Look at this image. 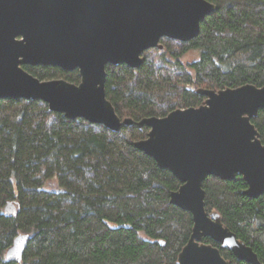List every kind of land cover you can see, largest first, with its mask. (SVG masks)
I'll return each instance as SVG.
<instances>
[{"label": "trees", "instance_id": "trees-1", "mask_svg": "<svg viewBox=\"0 0 264 264\" xmlns=\"http://www.w3.org/2000/svg\"><path fill=\"white\" fill-rule=\"evenodd\" d=\"M208 1L217 10L193 41L162 40L165 50L146 52L138 70L107 66L106 96L122 120L197 108L199 88L264 87V0ZM24 69L41 81H81L78 71ZM252 123L264 144V110ZM148 133L70 121L40 101H0V264H17L6 254L20 234L31 236L21 264H179L194 224L170 204L181 182L134 147ZM247 188L241 176L209 177L205 207L264 264V195L251 199ZM10 202L16 218L5 214Z\"/></svg>", "mask_w": 264, "mask_h": 264}, {"label": "water", "instance_id": "water-1", "mask_svg": "<svg viewBox=\"0 0 264 264\" xmlns=\"http://www.w3.org/2000/svg\"><path fill=\"white\" fill-rule=\"evenodd\" d=\"M216 10L208 0H0V101H40L70 121L83 119L114 133L148 128L134 147L181 182L170 204L190 213L194 224L178 263L231 264L221 254L229 250L239 262L263 264L218 213H207L203 184L209 177L226 182L241 176L247 197L264 195V144L252 123L264 110V87L199 88L201 106L139 122L122 120L106 96L108 65L138 70L146 52L165 50L162 40L196 39ZM26 66L78 71L81 81H41ZM4 211L18 215L13 202ZM206 238L220 249L203 243ZM30 240L18 235L7 261L21 264Z\"/></svg>", "mask_w": 264, "mask_h": 264}, {"label": "rangeland", "instance_id": "rangeland-1", "mask_svg": "<svg viewBox=\"0 0 264 264\" xmlns=\"http://www.w3.org/2000/svg\"><path fill=\"white\" fill-rule=\"evenodd\" d=\"M159 51V50H158ZM155 52H156V49H155Z\"/></svg>", "mask_w": 264, "mask_h": 264}]
</instances>
